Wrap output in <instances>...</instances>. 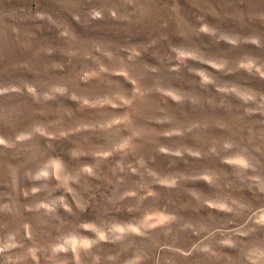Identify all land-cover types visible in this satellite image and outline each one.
Returning <instances> with one entry per match:
<instances>
[{
	"label": "rangeland",
	"instance_id": "374dc122",
	"mask_svg": "<svg viewBox=\"0 0 264 264\" xmlns=\"http://www.w3.org/2000/svg\"><path fill=\"white\" fill-rule=\"evenodd\" d=\"M0 264H264V0H0Z\"/></svg>",
	"mask_w": 264,
	"mask_h": 264
}]
</instances>
